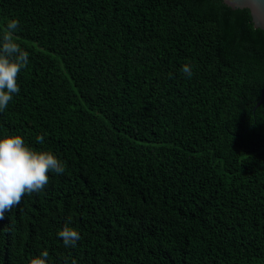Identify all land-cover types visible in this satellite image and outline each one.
Masks as SVG:
<instances>
[{"label": "trees", "instance_id": "16d2710c", "mask_svg": "<svg viewBox=\"0 0 264 264\" xmlns=\"http://www.w3.org/2000/svg\"><path fill=\"white\" fill-rule=\"evenodd\" d=\"M12 19L29 62L0 138L65 172L5 213L0 264H264V31L248 9L0 0V36ZM69 217L75 248L57 235Z\"/></svg>", "mask_w": 264, "mask_h": 264}, {"label": "clouds", "instance_id": "9594fccd", "mask_svg": "<svg viewBox=\"0 0 264 264\" xmlns=\"http://www.w3.org/2000/svg\"><path fill=\"white\" fill-rule=\"evenodd\" d=\"M18 26L19 21L12 19L0 36V112L19 93L17 77L29 62V54L16 42L14 33ZM181 71L188 78L193 75L189 64L183 65ZM36 139L37 143H42L44 137L37 136ZM50 172L57 175L65 172L64 162L52 151L33 149L18 135L0 138V221L6 212L20 204L23 196L42 192L49 183ZM70 221L71 217L57 235L66 248H75L80 234L70 226ZM48 256L45 250L33 257L29 264H47ZM72 264H76L75 260Z\"/></svg>", "mask_w": 264, "mask_h": 264}, {"label": "water", "instance_id": "95a60500", "mask_svg": "<svg viewBox=\"0 0 264 264\" xmlns=\"http://www.w3.org/2000/svg\"><path fill=\"white\" fill-rule=\"evenodd\" d=\"M222 2L231 9H248L252 19V23L256 29L264 31V0H222ZM264 97H262L256 107L260 105Z\"/></svg>", "mask_w": 264, "mask_h": 264}]
</instances>
